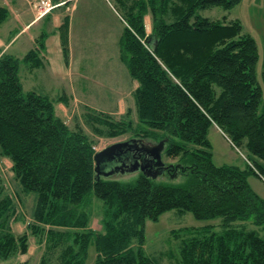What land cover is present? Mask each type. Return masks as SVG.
I'll return each mask as SVG.
<instances>
[{
    "label": "trees",
    "instance_id": "1",
    "mask_svg": "<svg viewBox=\"0 0 264 264\" xmlns=\"http://www.w3.org/2000/svg\"><path fill=\"white\" fill-rule=\"evenodd\" d=\"M118 1L125 22L119 59L138 84L133 138L154 144L165 140L161 160L164 154L178 163L164 164L174 169L161 174L185 173L188 182L153 185L142 174L133 183L95 180L93 140L80 126L70 129L55 113V102L64 96L52 101L23 92L20 62L31 61L35 53L19 60L0 50V156L10 161L20 190L36 194L31 233L45 234L50 251L59 249L58 264H85L90 245L96 252L92 264H159L144 252L145 223L177 210L197 220L222 219L219 231L212 226L184 231L196 235L181 240V264H264V200L247 181L251 174L264 180V67L259 85L258 47L238 20L199 14L212 7L228 11L242 0ZM7 17L0 6V24ZM68 33L67 16L59 28L66 64ZM88 118L95 134L109 138L133 127L123 117ZM213 125L234 147L249 153L247 169L213 163L207 139ZM93 197L104 206L101 232L88 228ZM12 204L0 178L3 260L28 249V235L15 237L11 231ZM68 239L71 243L65 246Z\"/></svg>",
    "mask_w": 264,
    "mask_h": 264
},
{
    "label": "rangeland",
    "instance_id": "2",
    "mask_svg": "<svg viewBox=\"0 0 264 264\" xmlns=\"http://www.w3.org/2000/svg\"><path fill=\"white\" fill-rule=\"evenodd\" d=\"M28 5L30 8V2H28ZM75 6L76 10L70 13L73 18V28L69 43L70 52L68 51V60H71L70 71L73 74L70 80L74 78L73 81L76 82L77 74H85V80H78H81L80 82H82L84 89L83 93L87 98H85L86 102L79 97L73 98V102L71 98L72 108L68 109L64 115H60V112L57 113L70 129L80 126L93 140V149L98 152L112 144L133 138L135 131L133 128H135L138 121L131 91L133 90L134 92L138 84L134 80L131 83L132 79L129 77L126 67L120 63L117 56V39L119 32L125 25L123 20L124 10L121 8V2L118 0H76ZM69 10L71 9L69 8ZM199 14L211 20L227 18V20H238L241 23L243 33L250 35L257 44L259 62L256 65L255 73L258 84L262 85L261 73L264 67V0H242L237 6L228 11H224L222 7H212L201 10ZM144 23L146 32L149 34L152 27L150 15L145 16ZM20 68L21 70L24 68L22 62H20ZM64 84L67 87L66 80ZM77 87L79 89V86ZM117 87L122 90L127 89L126 105L124 103V112L121 114L112 113L107 107L109 101L113 98L114 89H117ZM67 89L70 90V86ZM104 97L107 99L106 106L103 104ZM89 114L108 116L115 119L123 117L126 121L130 120L133 123V127L115 138L100 136L94 133L92 129L93 123L88 118ZM207 139L211 145L213 163L216 166L231 165L243 170L247 169L248 159L252 157L243 148L234 147L227 136L215 125L208 129ZM143 141L147 144H154L153 140L150 139H143ZM162 161L164 164H176L178 163V158H167L163 154ZM141 174V172L116 173L109 179L122 183H133ZM0 178L2 179L5 193L13 203V214L10 218L11 231L15 237H19L24 233L28 235L27 253L23 255L16 252L6 260L0 258V264H39L42 259H45V264H58L59 249L54 252L50 251L52 246L45 234L34 235L31 233L30 227L34 223L32 213L36 194H25L20 190L14 180L10 161L1 156ZM150 180L153 185L184 186L188 182V176L185 173H180L176 176H169L167 173H163L156 177H151ZM247 181L250 188L264 200V180L251 174ZM90 209L91 217L88 228L92 231L101 232L103 203L98 198L93 197ZM221 222V218L197 220L190 212L180 213L177 210L165 212L156 221H146L144 252L151 257H155L159 264H181V240L188 236L196 235L194 232L187 234L184 231L186 229H200L206 226H212L216 231H219ZM247 226L251 227L250 224ZM45 229L47 230L48 228L45 227ZM261 235L264 237V233ZM70 243L71 239H68L64 245L66 246V244L69 245ZM95 259V248L90 245L85 264H92Z\"/></svg>",
    "mask_w": 264,
    "mask_h": 264
},
{
    "label": "crops",
    "instance_id": "3",
    "mask_svg": "<svg viewBox=\"0 0 264 264\" xmlns=\"http://www.w3.org/2000/svg\"><path fill=\"white\" fill-rule=\"evenodd\" d=\"M30 1L0 0V6L8 11L7 19L0 24V50L1 53L11 55L20 60L30 51L35 53L36 57L31 61H21L24 64V68L23 70L19 68V77L23 92H34L46 96L52 101L64 96L63 100L56 102L54 105L56 115L59 116L57 112H60V115H64L68 109L72 108L71 98L72 100L76 97L83 98L84 102H86L85 98H87L83 93V84L80 82L85 80V74H77L76 82L73 81L74 78L70 80V77H73L70 71L71 60H68V64L64 61L59 34L63 19L68 16V39L70 43V35L73 28V18L70 13L76 10V0H64L68 2L67 5L56 8L49 16L36 22H33V14L28 5ZM58 1L60 0L55 2ZM118 20L120 21L119 18ZM122 30L119 32L117 39L118 59L119 38ZM39 42L42 43V47H40ZM68 48L70 52L69 44ZM65 80L67 81V87L64 84ZM68 86H70V90L67 89ZM77 86H79V89ZM126 93L127 89L122 90L120 87L114 89L113 98L107 106L109 111L118 114L124 112V103L126 105L127 99ZM131 94L133 96V90ZM103 104L105 106L107 104L105 97L103 98ZM59 117L61 118V116Z\"/></svg>",
    "mask_w": 264,
    "mask_h": 264
},
{
    "label": "water",
    "instance_id": "4",
    "mask_svg": "<svg viewBox=\"0 0 264 264\" xmlns=\"http://www.w3.org/2000/svg\"><path fill=\"white\" fill-rule=\"evenodd\" d=\"M165 142V140H161L157 144H147L142 139L132 138L112 144L96 152L93 155L95 180L108 179L116 173H135L138 170L146 177H156L168 168L171 171L174 166L165 167L161 160ZM114 160H118V167L107 170L104 165ZM145 167L155 168V171L151 174L145 173ZM172 176H175V174Z\"/></svg>",
    "mask_w": 264,
    "mask_h": 264
},
{
    "label": "built area",
    "instance_id": "5",
    "mask_svg": "<svg viewBox=\"0 0 264 264\" xmlns=\"http://www.w3.org/2000/svg\"><path fill=\"white\" fill-rule=\"evenodd\" d=\"M66 4L67 2L64 0L58 2L54 0H31L30 9L34 22L49 16L56 8L65 6Z\"/></svg>",
    "mask_w": 264,
    "mask_h": 264
},
{
    "label": "flooded vegetation",
    "instance_id": "6",
    "mask_svg": "<svg viewBox=\"0 0 264 264\" xmlns=\"http://www.w3.org/2000/svg\"><path fill=\"white\" fill-rule=\"evenodd\" d=\"M105 167H106V169L107 170H111V169H113V168H116V167H118V160L116 161V160H114V161H112L111 163H108V164H105L104 165ZM129 166V165H128ZM162 170V169H161ZM170 169H167L166 171L164 170H162L163 172H168ZM155 171V168H152V169H149V168H144V172L145 173H149V174H151V173H153ZM137 172H140L139 170L137 171ZM136 173V172H135Z\"/></svg>",
    "mask_w": 264,
    "mask_h": 264
}]
</instances>
